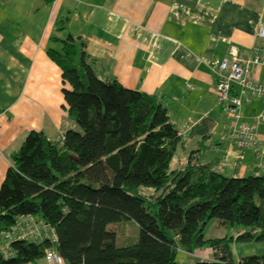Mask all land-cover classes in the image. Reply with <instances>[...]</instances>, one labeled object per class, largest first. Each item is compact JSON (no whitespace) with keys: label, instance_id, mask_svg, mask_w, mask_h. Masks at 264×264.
Masks as SVG:
<instances>
[{"label":"trees","instance_id":"trees-1","mask_svg":"<svg viewBox=\"0 0 264 264\" xmlns=\"http://www.w3.org/2000/svg\"><path fill=\"white\" fill-rule=\"evenodd\" d=\"M59 40V50L47 51L61 68L66 115L76 127L60 141L30 130L0 184V231L32 214L57 240H13L0 264H35L50 246L65 264H264V254L234 262L232 236L203 232L215 218L244 229L236 240H264V174L225 176L199 162L197 149L171 168L183 141L161 100L98 77L71 35ZM124 219L139 232L135 242L117 245L108 226ZM180 247H210L214 260L178 261Z\"/></svg>","mask_w":264,"mask_h":264},{"label":"crops","instance_id":"crops-1","mask_svg":"<svg viewBox=\"0 0 264 264\" xmlns=\"http://www.w3.org/2000/svg\"><path fill=\"white\" fill-rule=\"evenodd\" d=\"M261 26L264 0H0V184L10 154L30 130L58 141L76 127L66 115L61 68L47 51L59 50L68 35L98 77L161 100L183 141L171 168L183 167L197 149L199 162L225 176L264 174V124L256 128V148L234 144L235 121L217 102L212 65L230 59L231 44L241 57L264 47ZM251 72L263 77L264 66ZM262 104L260 98L244 104L241 120ZM184 259L214 255L197 248L184 251Z\"/></svg>","mask_w":264,"mask_h":264},{"label":"built area","instance_id":"built-area-1","mask_svg":"<svg viewBox=\"0 0 264 264\" xmlns=\"http://www.w3.org/2000/svg\"><path fill=\"white\" fill-rule=\"evenodd\" d=\"M257 35L264 36V26ZM230 59H214L212 65L215 77L216 99L222 111L235 121L232 140L242 148H256L259 144L256 128L264 124V76L255 77L251 68L264 66V47H254L247 57H241L236 45L229 46ZM254 98L262 99L261 109L251 116L249 121L241 120L242 106ZM63 133L60 139H63ZM57 240L54 228L42 219L26 214L17 217L7 229L0 231V251L4 256L11 253L10 242L16 239L41 241ZM44 258L50 264H65L62 257L50 246L45 250Z\"/></svg>","mask_w":264,"mask_h":264},{"label":"rangeland","instance_id":"rangeland-1","mask_svg":"<svg viewBox=\"0 0 264 264\" xmlns=\"http://www.w3.org/2000/svg\"><path fill=\"white\" fill-rule=\"evenodd\" d=\"M140 191L145 194H150L152 192V189L151 187L142 186ZM108 227L116 231L115 242L117 245H124L135 242L139 232L138 225L134 221L127 219H124L118 223H112ZM237 228L242 229V227L240 226L230 225L212 218L205 224L203 232L206 237H222L229 235L232 236V240L229 242V247L231 258L234 262H238L243 256L246 255L264 254V240H236L235 236L237 233ZM204 248L206 247H202L201 249ZM184 251L185 250L181 247L178 248L176 254V259L178 261L185 260Z\"/></svg>","mask_w":264,"mask_h":264}]
</instances>
